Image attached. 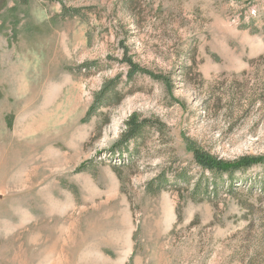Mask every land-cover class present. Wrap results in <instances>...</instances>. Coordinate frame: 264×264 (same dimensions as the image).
I'll list each match as a JSON object with an SVG mask.
<instances>
[{
    "label": "rangeland",
    "instance_id": "obj_1",
    "mask_svg": "<svg viewBox=\"0 0 264 264\" xmlns=\"http://www.w3.org/2000/svg\"><path fill=\"white\" fill-rule=\"evenodd\" d=\"M0 264H264V0H7Z\"/></svg>",
    "mask_w": 264,
    "mask_h": 264
},
{
    "label": "trees",
    "instance_id": "obj_2",
    "mask_svg": "<svg viewBox=\"0 0 264 264\" xmlns=\"http://www.w3.org/2000/svg\"><path fill=\"white\" fill-rule=\"evenodd\" d=\"M6 3H7V0H0V13L4 9ZM69 11H70V9L67 10L64 8L63 15L64 16L67 15V13ZM123 62L128 64L130 67L129 77H132L136 73L149 74V72L147 70H145L144 68H140L131 59V57H129L127 55V50L125 52ZM149 75H151V74H149ZM154 77L158 80L161 79L157 76H154ZM119 81H120L119 77H116V78L110 80L106 85H104L102 90L98 94H96L95 103L93 104L91 111L88 113V116H87L88 118H86V120H88L90 118V115L92 116L93 111L96 112V110L98 109V106H104V105L110 104L111 99H112L111 97L113 96L114 91L119 84ZM144 122L145 121H143V122L138 121L137 117L134 115L130 119V122H129V129L127 131V135H128L127 137L128 138L136 137L137 134H139L140 131L142 130V125ZM189 149L194 152L195 159L197 160L198 164L203 169L211 171V172H219L221 174L233 173L239 169H246V168L250 167L251 165H253V163L256 161L254 159H249V158L245 159L244 158V159H241V160L234 162V163L225 162L223 160L216 159L210 155L201 154V152L198 149L194 148V146H192L191 144H189Z\"/></svg>",
    "mask_w": 264,
    "mask_h": 264
}]
</instances>
